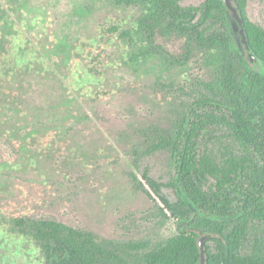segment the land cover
Masks as SVG:
<instances>
[{
  "label": "rangeland",
  "instance_id": "obj_1",
  "mask_svg": "<svg viewBox=\"0 0 264 264\" xmlns=\"http://www.w3.org/2000/svg\"><path fill=\"white\" fill-rule=\"evenodd\" d=\"M144 13L114 0H0V264L45 263L35 241L15 229L20 216L63 221L100 240L178 232L181 224L135 187V159L158 130L174 128L183 89L212 77L214 66L201 51L185 65L138 57ZM248 13L264 23V0H249ZM229 24L245 52L232 12ZM167 44L179 53L183 40ZM140 163L156 179L173 178L168 152Z\"/></svg>",
  "mask_w": 264,
  "mask_h": 264
},
{
  "label": "trees",
  "instance_id": "obj_2",
  "mask_svg": "<svg viewBox=\"0 0 264 264\" xmlns=\"http://www.w3.org/2000/svg\"><path fill=\"white\" fill-rule=\"evenodd\" d=\"M114 1L145 7L138 57L161 55L185 65L201 51L214 66L212 77L183 89L187 100L174 128L158 130L135 159L140 169V175L133 173L135 187L180 228L158 241L100 240L91 230L63 221L20 216L15 229L41 248L44 264H201L202 236H207L205 264H264V70L236 44L227 5L224 0ZM234 1L251 50L264 64V23L250 17L249 0ZM122 33L132 37L130 31ZM175 37L183 40L179 53L167 44ZM164 151L175 168L166 182L140 165L141 158Z\"/></svg>",
  "mask_w": 264,
  "mask_h": 264
},
{
  "label": "water",
  "instance_id": "obj_3",
  "mask_svg": "<svg viewBox=\"0 0 264 264\" xmlns=\"http://www.w3.org/2000/svg\"><path fill=\"white\" fill-rule=\"evenodd\" d=\"M224 2L227 5L229 11L232 12V15L238 21L239 26H240L239 33L241 35L242 43L244 44L245 48L248 50L251 61H254L256 59V57L251 50L250 42L248 40V36H247L245 25H244V20H243L242 16L240 15V12L238 11V7L234 4L233 0H224ZM206 238H207V236H202L199 239V244H200V248H201V256H202L201 264L206 263V249H205Z\"/></svg>",
  "mask_w": 264,
  "mask_h": 264
}]
</instances>
